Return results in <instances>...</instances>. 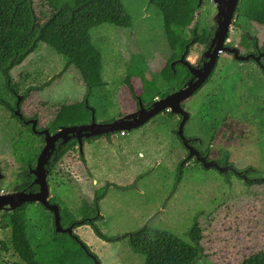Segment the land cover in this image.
Listing matches in <instances>:
<instances>
[{
    "label": "rangeland",
    "instance_id": "obj_1",
    "mask_svg": "<svg viewBox=\"0 0 264 264\" xmlns=\"http://www.w3.org/2000/svg\"><path fill=\"white\" fill-rule=\"evenodd\" d=\"M122 1L133 19V27L101 25L90 33L93 46L102 55V75L107 82L104 90L96 89L87 100L97 109L98 122H109L136 111L137 100L128 89L127 78L137 95L142 92V79H154L162 94L173 92V87L168 88L160 79L171 56L161 12L149 0ZM34 8L40 22L52 13L47 0H34ZM216 13L212 0H205L191 14L186 37H191L190 31L199 22L204 27L215 26ZM241 22L240 27L233 23L227 44L242 53L253 50L252 41L245 45L241 39L248 33L263 47L264 26L245 19ZM203 51L202 45H193L187 59L200 65L205 60H201ZM12 77L21 96L31 86L50 83L44 90L31 93L21 106L24 116L38 117L43 128L51 125L62 105L81 102L86 95L79 70L71 66L65 71L62 58L44 43H39L23 64L13 69ZM18 95L8 89L0 72L3 194L15 191L23 181L21 164L12 151L13 141L25 131L12 118ZM183 106L190 113L185 135L200 140L201 149L210 151V159L218 161L228 155L235 169L247 168V180L264 178V72L260 67L221 54L210 81ZM178 121L177 115L164 112L124 136L119 132L110 140H87L83 160L76 147L50 174V199H59L75 219L81 218L79 209L84 203L91 206L98 200L95 218L102 217L98 225L112 240L105 241L94 234L97 240L90 242L85 236L90 226L79 227L74 233L101 264H143L145 255L134 253L130 241L147 251L156 239L153 229H163L191 242L189 234L196 223L203 230L206 255L195 264H240L264 248L263 182L249 184L233 178L229 187L220 173L204 169L190 159L183 181L177 186V167L188 161L187 152L173 132L178 129ZM99 191L102 193L96 196ZM53 223V214L42 205L28 204L27 211L18 219L15 234L11 229H0V264H23L13 241L19 243L25 256L32 257L37 245L46 242ZM142 229L148 231L133 236ZM1 243L8 245L9 252L3 250Z\"/></svg>",
    "mask_w": 264,
    "mask_h": 264
},
{
    "label": "trees",
    "instance_id": "obj_2",
    "mask_svg": "<svg viewBox=\"0 0 264 264\" xmlns=\"http://www.w3.org/2000/svg\"><path fill=\"white\" fill-rule=\"evenodd\" d=\"M204 1L199 6L198 0H149V4L155 6L163 16L167 44L171 52L169 60L160 72V79L168 88L173 87V91L179 90L189 80L191 73L183 64L178 62L172 67V63L181 58L186 51L187 45L192 47L199 44L206 49L213 37L216 27H204L200 22L190 31L191 37H186L189 18L193 11L204 5ZM47 2L52 9V13L48 19L40 22L34 8V0H0V72L5 76L8 89L13 94L18 95L20 89L12 77V71L23 64L27 57L37 49L39 43H44L62 58L65 62V71L71 66H75L79 70L86 85L85 98L81 102L64 104L60 107L51 125L46 127L51 133H56L63 127L90 123L92 119L90 107L92 106H87L85 101L94 95L96 89L104 90L107 85L102 75V55L91 42V31L101 25L131 29L133 27V19L122 0H47ZM241 19L264 26V0H240L235 13V26H242ZM241 39L245 45L252 41L254 48L259 46L258 39L248 33L243 34ZM193 40H195V43H192ZM263 49L264 45L259 47L260 52ZM250 52L251 50L247 49L246 53ZM262 63L264 65V58H262ZM216 67L205 85L212 78ZM126 84L135 101L141 98L146 105H151L159 97L165 98L170 94V92L162 94L154 79H142V92L138 95L130 78L126 79ZM47 86H50L49 82L26 89L22 94L23 99L20 106L29 98L31 93L42 91ZM93 109L97 118V109L95 107ZM168 114L175 115L172 112H168ZM12 118L17 120L25 129L18 140L12 143L15 160L21 164L22 171L20 175L23 179L15 190L37 191V186L32 184L34 177L29 172L30 168L35 166L37 157L43 148L44 136L35 134L31 125H25L14 113ZM24 118L29 120L25 116ZM34 119H38V117L35 116ZM178 125L179 121L177 127ZM43 129L38 128V130ZM173 132L182 146V142L177 135V129ZM115 134L94 137L88 141L105 137L110 140ZM84 142H87V140ZM76 147L77 142L72 140L57 154L56 160L52 161L48 168L50 174L63 157L76 149ZM207 152L210 151L207 150ZM79 157L80 160L84 159L81 153ZM189 160L182 161V164L177 167L180 174L177 186L178 183L183 181L185 166ZM217 162L221 166L233 165L228 155H224ZM196 163L200 164L197 161ZM202 168L204 167L202 166ZM214 171L219 173L217 170ZM220 175L229 187L232 186L233 178L242 180L231 171ZM249 175H252V173ZM101 193L102 191H99L96 196ZM97 201L95 199L91 206L84 203L79 209L82 213H80L81 218L77 220L59 199H51V202L58 204L60 207L63 227L73 225L75 230L82 226H90L97 237L105 241L112 240L98 225L102 217L95 218ZM27 206L28 204H24L12 213L4 212L0 214V229H11L13 234H15L18 219L27 211ZM147 231V229H142L134 233L133 236L136 237ZM152 233L155 234L156 239L147 251L141 250L130 241V247L134 253L145 255L143 264H195L201 260L202 256L206 255L203 245V230L198 223L194 225L189 234L191 242L168 230L153 229ZM46 237V242L38 244L37 248L34 249L32 257L25 256L18 245L19 243L16 240L13 241L14 249L23 259V264H94L92 257L81 247V243L86 246L90 254L99 259L74 232L72 235L67 233L59 234L55 231V226L53 225L51 233H47ZM123 238L126 237L124 236ZM1 245L3 250L9 252V247L6 243H1ZM240 264H264V248L251 254Z\"/></svg>",
    "mask_w": 264,
    "mask_h": 264
},
{
    "label": "water",
    "instance_id": "obj_3",
    "mask_svg": "<svg viewBox=\"0 0 264 264\" xmlns=\"http://www.w3.org/2000/svg\"><path fill=\"white\" fill-rule=\"evenodd\" d=\"M198 1L199 6H201L203 0ZM212 3L217 9V13L214 17L216 28L208 48L202 54V58H205L202 66H195L187 59L188 50L190 48V45H187L185 53L181 56L178 62L189 69L191 77L179 90L173 91L165 98L156 99L150 107H145L141 98H138V110L122 115L121 117L109 122H98L96 120V113L94 109L89 106L86 99L85 102L92 111V119L90 123L63 127L56 133H51L46 128L38 130V119L33 118L25 120L20 106L23 96L18 95L14 114L22 120L25 125H31L32 131L35 134L44 136V146L37 157L35 166L30 168L29 172V174L34 177L32 184L37 186V191H28L24 189L3 194L0 190V214H3L4 212L12 213L24 204L38 203L53 214L55 230L57 233H67L72 235L74 232L73 225L63 227L61 223L60 207L58 204L51 202L50 199V187L48 183L50 171L48 168L50 167L52 161L56 160L57 154L72 140L77 142V148L80 153L83 154L85 140L119 132L127 133L135 129H139L164 111L172 112L173 114L181 117V121L177 129V135L184 148L188 150V159H196L198 162L202 163L204 169L213 168L220 174H226L228 171H231L241 179L246 180L249 184L257 181L264 183V178L261 180L258 178L255 181L247 180L246 175L249 172L248 170L240 172L235 169L233 165L221 166L215 160H208L206 157H202L201 153L191 145V140L187 137V135H185V128L190 120V113L185 109L183 103L191 99L194 94L205 85L206 81L215 69L221 54H228L241 63H247L253 60L264 72V65L262 63V58H264V49L262 52H259L258 56L254 54L242 55L237 47H230L227 44L240 0H212ZM192 43H195V40H193ZM176 63L177 62L172 63L171 66L173 67ZM3 178L4 175L1 172L0 167V182ZM80 245L86 253L92 257L94 264H101L99 259L89 253L83 243Z\"/></svg>",
    "mask_w": 264,
    "mask_h": 264
},
{
    "label": "flooded vegetation",
    "instance_id": "obj_4",
    "mask_svg": "<svg viewBox=\"0 0 264 264\" xmlns=\"http://www.w3.org/2000/svg\"><path fill=\"white\" fill-rule=\"evenodd\" d=\"M230 47H234V46H232L231 44H230ZM207 49V48H206ZM205 48H204V51L203 52H205V50H206ZM259 52H260V50H259V46L257 47V48H254L253 50H251V52L250 53H242V52H240L242 55H248V54H254V55H256V56H258V54H259ZM188 55V54H187ZM234 59V58H233ZM201 60H202V57H201ZM201 60H200V63H201ZM235 60V59H234ZM178 61L179 60H177V61H175V62H177L178 63ZM249 62H253V63H255L258 67H259V65L256 63V62H254L253 60H251V61H249ZM248 63V62H247ZM193 65H195V66H202V64H200V65H198V64H193ZM159 99V98H158ZM137 106H136V110H138V108H139V105H138V101H137V104H136ZM151 105H146L145 104V107H150ZM164 112H169V111H164ZM163 112V113H164ZM178 116V115H177ZM179 117V123H180V121H181V117L180 116H178ZM149 123V122H148ZM38 128H43V127H40V126H38ZM45 129V128H44ZM190 140H191V145L193 146V147H195V149H197L200 153H201V156L202 157H206L208 160H212V159H210V157H209V154H210V152H207V149L206 150H203V149H201V142H200V140H195L196 138H192V137H188ZM44 146V145H43ZM182 147H184L183 146V144H182ZM185 149V148H184ZM185 151L187 152V154H188V150L187 149H185ZM194 161H197L196 159H193ZM198 162V161H197ZM201 165H202V163L201 162H199ZM203 166V165H202ZM209 170H215V169H213V168H211V169H209Z\"/></svg>",
    "mask_w": 264,
    "mask_h": 264
},
{
    "label": "crops",
    "instance_id": "obj_5",
    "mask_svg": "<svg viewBox=\"0 0 264 264\" xmlns=\"http://www.w3.org/2000/svg\"><path fill=\"white\" fill-rule=\"evenodd\" d=\"M89 230V233H87V231H85V236L90 240V242L94 243L95 240H97V237H95L93 231L90 229ZM77 233V232H76Z\"/></svg>",
    "mask_w": 264,
    "mask_h": 264
},
{
    "label": "built area",
    "instance_id": "obj_6",
    "mask_svg": "<svg viewBox=\"0 0 264 264\" xmlns=\"http://www.w3.org/2000/svg\"><path fill=\"white\" fill-rule=\"evenodd\" d=\"M126 134V132H121V135L124 136Z\"/></svg>",
    "mask_w": 264,
    "mask_h": 264
},
{
    "label": "clouds",
    "instance_id": "obj_7",
    "mask_svg": "<svg viewBox=\"0 0 264 264\" xmlns=\"http://www.w3.org/2000/svg\"><path fill=\"white\" fill-rule=\"evenodd\" d=\"M235 47V46H234Z\"/></svg>",
    "mask_w": 264,
    "mask_h": 264
}]
</instances>
